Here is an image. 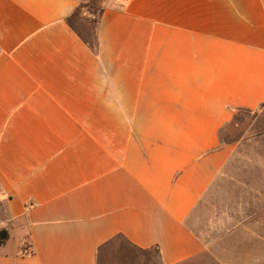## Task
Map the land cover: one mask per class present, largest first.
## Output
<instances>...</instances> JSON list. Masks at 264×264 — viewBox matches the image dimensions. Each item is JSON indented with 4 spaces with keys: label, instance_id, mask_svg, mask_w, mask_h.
I'll use <instances>...</instances> for the list:
<instances>
[{
    "label": "crops",
    "instance_id": "0c3cea01",
    "mask_svg": "<svg viewBox=\"0 0 264 264\" xmlns=\"http://www.w3.org/2000/svg\"><path fill=\"white\" fill-rule=\"evenodd\" d=\"M80 3L0 0V264H264V158L194 215L264 107V0H104L96 52Z\"/></svg>",
    "mask_w": 264,
    "mask_h": 264
},
{
    "label": "rangeland",
    "instance_id": "374dc122",
    "mask_svg": "<svg viewBox=\"0 0 264 264\" xmlns=\"http://www.w3.org/2000/svg\"><path fill=\"white\" fill-rule=\"evenodd\" d=\"M95 2L98 9L104 4V0ZM72 24L85 38L90 35L94 37L95 23L87 25L77 18ZM221 140L224 144L234 146L232 158L223 175L199 204L195 217L200 215L202 207L232 204L233 191L236 189L234 177H244L250 173V159L264 158V107L253 112H238L222 132ZM257 143L260 144L258 148L254 147ZM193 226L196 230H201L199 222H194ZM153 253V250L146 253L139 252L123 240L116 239L102 252L98 264H138L136 260L141 255Z\"/></svg>",
    "mask_w": 264,
    "mask_h": 264
},
{
    "label": "trees",
    "instance_id": "16d2710c",
    "mask_svg": "<svg viewBox=\"0 0 264 264\" xmlns=\"http://www.w3.org/2000/svg\"><path fill=\"white\" fill-rule=\"evenodd\" d=\"M96 0H81V3L77 9V11L72 15V17L69 20L70 26L72 29L76 32V34L88 45V47L96 52L97 51V39H96V33H97V28H98V23H99V17L103 12V6L101 8L96 7ZM77 18L81 19L83 22H85L87 25H91L95 23V33L94 37H91V35L88 38H85L80 32H78L72 22L74 20H77ZM96 20V21H94ZM240 112L237 111L236 114ZM234 116V117H235Z\"/></svg>",
    "mask_w": 264,
    "mask_h": 264
},
{
    "label": "built area",
    "instance_id": "2783aa9c",
    "mask_svg": "<svg viewBox=\"0 0 264 264\" xmlns=\"http://www.w3.org/2000/svg\"><path fill=\"white\" fill-rule=\"evenodd\" d=\"M130 2V0H122V3L124 4H128Z\"/></svg>",
    "mask_w": 264,
    "mask_h": 264
}]
</instances>
